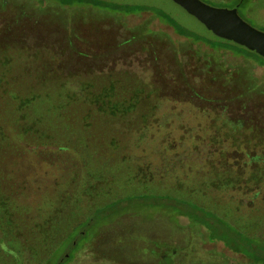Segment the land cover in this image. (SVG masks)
Returning a JSON list of instances; mask_svg holds the SVG:
<instances>
[{
	"label": "rangeland",
	"instance_id": "1",
	"mask_svg": "<svg viewBox=\"0 0 264 264\" xmlns=\"http://www.w3.org/2000/svg\"><path fill=\"white\" fill-rule=\"evenodd\" d=\"M203 1L231 7L236 0ZM239 11L264 31V0H250ZM141 23L146 33L128 41ZM203 51L233 70L232 79L236 74L229 66H238L263 85L262 66L241 54L202 48L152 14L121 15L88 4L60 6L56 0H0V113L7 105L5 94L13 90L52 94L62 84L78 96L104 90L138 95L97 116L99 124L110 122L125 131L121 142L127 150L120 153L87 146L89 140H106L98 134L32 140L7 128L0 138V264H15L16 258L21 264L39 263L79 224L77 247L64 264H264L263 138L246 130L253 126L263 132V92L232 99L230 88L205 89L215 83L201 81L209 59ZM38 76H53L58 84H39ZM190 89L206 92L210 100L193 98ZM56 114L52 111L41 125L64 129L53 123ZM217 166L227 171L208 183L205 196L212 200L202 204H210L241 232L259 237L244 240L247 246L227 233L231 228L219 230L224 226L215 217H204L212 223L205 234V227L194 228L187 216L167 206L175 200L166 199V188L178 197L186 188L193 193L183 192L181 198L191 199L202 192L196 181L205 183ZM89 173L100 178L89 181ZM154 187L158 197H133ZM120 198L125 200L114 212L83 223L97 208ZM9 229L15 244L7 240ZM225 236L227 243L218 240Z\"/></svg>",
	"mask_w": 264,
	"mask_h": 264
},
{
	"label": "trees",
	"instance_id": "2",
	"mask_svg": "<svg viewBox=\"0 0 264 264\" xmlns=\"http://www.w3.org/2000/svg\"><path fill=\"white\" fill-rule=\"evenodd\" d=\"M39 1H49V0H39ZM57 3L60 6H66V5H72V4H88L92 6H96L99 8H102L107 11L115 12L117 14H127V13H147V14H152L153 16H156L160 18L163 22L168 24L175 33L178 35L189 39L193 43H197V45H200L202 48H208V49H223L230 51L234 54H241L245 58L250 59L251 61L255 62L259 66H262L264 68V59L251 53L248 52L242 48H238L236 46L226 44V43H220L216 41H211L209 39H206L202 36H199L184 27L180 26L178 23H176L170 16H168L166 13L163 11L153 8V7H148V6H137V5H121V4H115V3H110L102 0H56ZM250 0H236L234 5H237L238 12L239 14L243 17V15L240 13L239 9L240 7L243 8L245 5L249 3ZM232 5V6H234ZM231 6V7H232ZM145 23H141L136 25L130 34V37L127 39L128 41L131 39H135L139 36H142L143 34L146 33L141 31V27ZM145 27V26H144ZM149 31V30H148ZM147 31V32H148ZM205 56H209V59H206V64H205V72L208 74H204L202 77V83H208V82H213L212 86H210V83H208V88L206 87L205 89L213 91L216 90H221V89H232L233 90V98L232 99H237L240 98L244 95L250 94L253 91H256L258 93L263 92L264 96V81L263 85H257L254 82V78L250 72H246V68H239L238 66H229V68L234 67V73L236 74L235 79H232L231 73L233 70H229L227 66L224 65L223 62L219 63L217 60V57L212 54V52H207L203 51ZM229 70V71H227ZM229 72V73H227ZM55 77L49 76V77H36V80L38 81L39 84H47L51 81L53 85H57L58 83L55 82L57 79H54ZM235 82L233 85L235 87L232 88V81ZM13 83H18L16 79H12ZM66 82V81H65ZM217 84V85H216ZM58 89L54 90L52 94L49 93V91H42V92H35L32 90H27V91H21V90H13L10 93H6V100L5 103L7 104L5 107L4 115L0 113V138L5 136L7 128H9L14 134L13 135H18L20 136V139H29L31 138L32 140H37V138L41 137H48L52 138L54 135H59L60 137L62 136H76V135H85V136H90L91 134L95 135H102L105 136L106 140L105 141H87L86 145L91 147V148H96L100 149L102 151L108 150L111 153L117 152L120 153L119 150H124L126 151L127 149L125 146H122V140L125 136L124 133L125 131L123 130L122 127H120L117 124H112L110 122H103L99 124L100 118H98V114H104V112L109 111V113H112L114 110L118 109L119 107L125 105L127 102L131 103L132 100H135L138 98V95L133 94V93H127L121 96V94H116V93H109V91H100V92H93V93H86L82 96H78V94L70 91L67 88H62V84L57 85ZM205 87V86H204ZM238 89V90H237ZM192 90V89H190ZM208 90H204L207 91ZM212 91V92H213ZM191 96L193 98H196L198 100L202 101H207L210 100V97H208L206 92H199V91H194L192 90ZM41 99H46L51 101V105H47V102H42ZM212 100L215 98L211 97ZM226 100V99H225ZM105 108V109H104ZM38 109V111L36 110ZM57 111V114L54 118H56L57 122H53L55 124L59 123L60 125L65 126L63 129H51L50 125H44L42 124V121H45L48 119V116L51 112ZM39 112V113H38ZM106 113V112H105ZM107 114V113H106ZM105 115V114H104ZM29 116H32L31 119H28ZM63 123H62V122ZM88 123V124H87ZM90 123V125H89ZM79 124L82 126V128L79 127ZM87 124V125H86ZM88 127L86 128L85 127ZM38 126H42L44 131L40 130ZM92 128H91V127ZM95 126V128H93ZM38 127V128H37ZM138 128H142V126H138ZM247 132L249 135H255L257 138L262 139L263 138V152H264V127H263V132L258 133L256 129L252 126H247L246 127ZM136 131V130H134ZM76 134V135H74ZM61 144H64L61 141ZM122 151V152H124ZM106 152V151H105ZM108 153V152H106ZM84 162V160H82ZM264 162V160H263ZM187 163H192V162H187ZM111 165V164H110ZM201 166V165H200ZM212 167V166H211ZM220 166L212 168V172L208 171H203L202 174H207L208 177L203 178V182L201 183V180L198 182L196 181L197 186H200V192L198 195L194 194L191 199L187 198H181L184 197L186 194L183 195V192L192 194L193 192H187L188 189L186 190L183 189V191L179 192L181 197L171 195L168 192V189H165V192L163 193L166 199H174L175 200V206L174 205H167V206H173V209L178 212L181 215H185L189 218L190 224L194 228H200V227H205L206 228V233L207 234L210 230V227L212 226L211 222H208L204 220V217L210 218V217H215L217 221L219 222L218 225L221 224L223 227H218L219 230H226L227 227L231 228L227 233H232L235 238H237V244H246L247 243L244 240L252 241L253 239H258V236H253L250 234H245L241 232L237 227H234L233 224H231L228 220L223 219L214 209L210 207V204L204 205L202 204L203 201L207 199L205 196L206 193L209 192L207 190L209 188L210 182L212 180L214 182L218 181L220 176L218 175L219 173H222L223 171L227 170H220ZM90 176H87V180H94L95 182L97 179H99V175L93 176L91 173H89ZM210 175V176H209ZM101 176V175H100ZM102 177V176H101ZM217 179V180H216ZM87 183L85 186H91L95 182ZM194 182V181H193ZM221 183H227V179L222 180L221 178ZM144 183V182H143ZM209 183V184H208ZM192 186L189 188H194V184H191ZM202 186V187H201ZM155 189L150 190V188H146L144 192L139 194L138 196L135 195L133 197H139L140 199L146 198L148 196H156L158 197L161 195L159 192L157 193V188L154 187ZM185 190V191H184ZM153 191V192H152ZM205 191V192H204ZM129 198V196H127ZM126 197V198H127ZM0 197V201H1ZM10 197H6V201H8ZM125 198H120L118 200L109 202L99 208H97L94 212L89 214L87 219L83 222L84 224L88 223L89 221L93 220V216L98 219L100 216H105V214H109L110 211L114 212L117 207L124 202ZM161 200V199H160ZM199 200V202H198ZM207 200H212V199H207ZM142 203V201L140 200ZM165 206V208H167ZM77 205H75L71 209H77ZM6 207V214H9V209ZM12 214V213H11ZM202 218V220L198 218ZM198 219V220H197ZM192 220V221H191ZM264 221V217H263ZM10 222V221H9ZM80 226V224H79ZM78 226V228H79ZM11 227V226H10ZM78 228L74 231V234L72 236H66L62 239L61 242H59L51 252L45 256L46 258L41 259L39 263L37 264H64V262L68 261L69 258L72 256V251L73 248L77 247L75 246L74 243V236L76 235ZM217 228V229H218ZM225 232V231H223ZM199 233V232H198ZM69 234V233H68ZM67 234V235H68ZM12 235V230L9 229V234L7 236V240L9 241V244H15L14 240H17L14 236ZM84 237V236H81ZM229 237V236H227ZM68 238V239H67ZM218 239L223 241H226V243L230 240L229 238H226L225 240L223 239ZM205 240V239H204ZM214 240V239H212ZM211 240V241H212ZM2 242V240H0ZM244 247V245H241ZM13 247H15L13 245ZM64 248H67L66 253L68 255L66 256V253L64 255L62 254L64 251ZM251 248V245H250ZM11 249V248H10ZM9 251V250H8ZM11 255L15 257V254L13 250H10ZM240 252V251H238ZM254 254V253H253ZM256 254V253H255ZM244 255V254H242ZM62 256V257H61ZM163 256L165 258V255L163 253ZM245 256V255H244ZM62 258V262H59V258ZM251 259V258H249ZM258 261V260H256ZM15 264H21L18 258L15 259Z\"/></svg>",
	"mask_w": 264,
	"mask_h": 264
},
{
	"label": "water",
	"instance_id": "3",
	"mask_svg": "<svg viewBox=\"0 0 264 264\" xmlns=\"http://www.w3.org/2000/svg\"><path fill=\"white\" fill-rule=\"evenodd\" d=\"M157 8L185 29L211 41L242 48L264 59V31L252 26L237 5L221 7L203 0H102Z\"/></svg>",
	"mask_w": 264,
	"mask_h": 264
}]
</instances>
